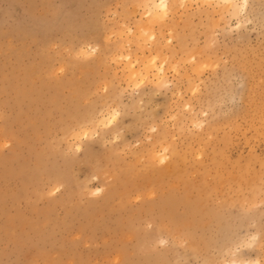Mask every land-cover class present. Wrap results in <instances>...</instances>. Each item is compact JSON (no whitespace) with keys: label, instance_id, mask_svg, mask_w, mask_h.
Listing matches in <instances>:
<instances>
[{"label":"rangeland","instance_id":"obj_1","mask_svg":"<svg viewBox=\"0 0 264 264\" xmlns=\"http://www.w3.org/2000/svg\"><path fill=\"white\" fill-rule=\"evenodd\" d=\"M237 1L0 0V264H264V0Z\"/></svg>","mask_w":264,"mask_h":264},{"label":"bare ground","instance_id":"obj_2","mask_svg":"<svg viewBox=\"0 0 264 264\" xmlns=\"http://www.w3.org/2000/svg\"><path fill=\"white\" fill-rule=\"evenodd\" d=\"M208 1V0H207ZM211 1V0H210ZM213 1V0H212ZM217 1V4L219 3V2H221V3H224V4H226V7H228V8H232V11L234 10V12H235V9L237 10V7H241L240 5L238 6L237 5V0H216ZM237 1V2H236ZM242 1H244V0H242ZM144 4H145V6H146V10H147V14L146 15H148L149 17H151L150 19L152 20V21H154V20H158L157 18L159 17V16H163V15H165L167 12H168V10L170 9V5H169V0H144ZM244 3H245V1H244ZM243 3V4H244ZM242 4V3H241ZM218 5H220V4H218ZM223 6V5H222ZM243 7H244V5H243ZM239 9V8H238ZM238 11V10H237ZM235 14H236V12H235ZM151 37H153V35H150ZM82 50V49H81ZM80 50V51H81ZM80 53V52H79ZM80 54H82V53H80ZM77 55H78V53H77ZM127 57V56H126ZM152 63H154V62H152ZM148 71L149 70H146V72H145V75L144 76H146V73L148 74ZM163 71H162V69H159L158 70V75L160 74V73H162ZM144 74V73H143ZM130 78H138L139 77V73L138 72H136V71H134V72H132V71H130L129 70V75H128ZM138 76V77H137ZM143 75L142 76H140V78H142V77H144ZM105 118V117H104ZM104 118H102V119H104ZM101 122V121H100ZM99 124V123H98ZM79 131H83L84 132V130H79ZM78 133V132H77ZM81 133V132H80ZM85 133V132H84ZM84 133H83V136H84ZM82 135V134H81ZM80 137V136H79ZM76 138V137H75ZM154 152V151H153ZM157 155V154H156ZM165 159V154H164V156H162L161 158H159L158 160L159 161H162V160H164ZM256 264L258 263L257 261L255 262ZM231 264H245V262L243 263V262H239V261H234V262H232Z\"/></svg>","mask_w":264,"mask_h":264}]
</instances>
